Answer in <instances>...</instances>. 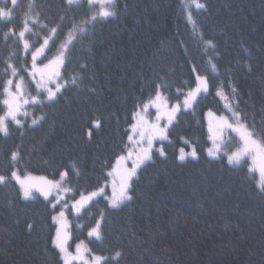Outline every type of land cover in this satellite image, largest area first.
Returning <instances> with one entry per match:
<instances>
[{
	"label": "trees",
	"instance_id": "obj_1",
	"mask_svg": "<svg viewBox=\"0 0 264 264\" xmlns=\"http://www.w3.org/2000/svg\"><path fill=\"white\" fill-rule=\"evenodd\" d=\"M197 2L204 7L116 0L115 16L93 21L107 5L0 0L13 12L0 19V116L11 75L35 76L33 52L43 45L36 68L56 51L64 60L56 97L39 93L20 124L10 120L8 134L0 132V264H64L53 243L60 206L40 195L24 198L13 172L51 179L67 173L68 200L103 186L127 150L137 108L158 91L182 100L198 76L207 91L179 111L168 139L134 176L131 199L111 207L101 195L78 215L67 209L70 246L85 240L90 255L105 258L100 264H264V186L247 158L232 164L206 152L209 110L238 112L259 140L264 132V0ZM25 21L27 51L19 37ZM235 139L231 133L228 150ZM191 146L196 157L180 160L179 151ZM99 220L101 240L87 234Z\"/></svg>",
	"mask_w": 264,
	"mask_h": 264
},
{
	"label": "rangeland",
	"instance_id": "obj_2",
	"mask_svg": "<svg viewBox=\"0 0 264 264\" xmlns=\"http://www.w3.org/2000/svg\"><path fill=\"white\" fill-rule=\"evenodd\" d=\"M97 2H101V0H97ZM43 46V45H42ZM40 46V47H42ZM41 49V52L38 54L40 56L43 53V49ZM34 53V52H33ZM45 53V52H44ZM59 53L56 51L53 53L51 58L48 60V62L45 65H49V62L58 57ZM45 65L43 67L33 70V73H35V76H32L31 80L28 78L20 77L18 80H13L12 75L9 80L13 81V85L11 86V91L15 94L17 93L16 85L20 84L21 88L19 91V97L20 99L17 101L20 105L19 112L16 114V119L24 116V114L28 111L26 106L28 103L36 102L39 100V93L42 92L44 96L48 99V92L47 89L51 88L55 91L57 86H61L60 78L53 77L51 80L48 79V76L50 73L54 71H59V68L56 65H50L48 68H45ZM32 73V72H31ZM43 73V76L41 75ZM36 77V78H35ZM203 77V76H198ZM205 80L206 78L203 77ZM36 79V80H34ZM207 81V80H206ZM38 82L40 83V86H38ZM201 83L197 80V87ZM7 87V86H6ZM200 87H205L204 84H200ZM196 89V88H195ZM195 89H190L186 95H184V98L180 101H172L170 102L168 98L161 92L158 91L153 97L148 99L140 108H138L134 114V121L129 127L128 131V147L126 152L118 156L113 163L111 169L109 170V179L107 182L89 192L82 194L77 199L74 200H68L67 194L69 193V189L65 184V176L63 179H51L46 176L42 175H34V174H20L18 171H15L17 176H19L20 180H23L26 185L32 186V194L34 197L35 195H40L41 197L45 198V196L41 193V189H43L45 192H48V196L45 199H51L53 206H60L59 210L55 212L54 217L57 219H54V222L56 223V232L57 229H60L61 234L64 238H66V247L68 249V253L71 254V256H76L77 259L71 260L70 264L74 263H82V264H96L94 258L99 256L96 254H89V246L85 240H79L78 242L74 243L73 246H70L71 243V219L69 218L67 214V209L71 208V211L74 215H78L85 207H87L94 199L101 195H105L108 199V203L111 207H114L112 204L114 196H118L121 192L123 182L125 181L128 173L133 168L134 164H139V167L136 168V174L138 170L149 160L152 158V152L154 149L159 148L161 149L162 145L157 144L158 142H164L168 139V131L175 119L178 116L179 111L181 110H187L193 107L195 100L197 96L202 93L204 90L202 89L198 95L196 96L195 100L190 104V106L185 107L184 106V100L187 97L189 92L194 91ZM6 93V92H5ZM57 94V93H56ZM157 94H159V99H157ZM9 98L7 96V93L5 95V99ZM4 99V100H5ZM24 101H27L25 103ZM180 106V110L175 113V118L169 122V116L172 113V110L177 106ZM8 111V107L6 106L5 113H3L0 117H5V122L8 126V123L11 119V117L6 116V113ZM139 115H136V114ZM206 120L208 124V136L210 144L208 145L206 152L207 155L210 157H219L221 154H224L229 161L228 157L233 156L238 152L240 148L243 147L241 143V134L244 131L243 128H240V125H244L246 128L247 126L244 123H241L239 117L234 115V112L228 115H220L215 113L212 110H209L206 114ZM225 120H227L229 123L233 124V128H240L239 131H234L233 129L225 127ZM239 121V123H237ZM248 131H251L249 128H247ZM161 131H163L164 136L166 138L161 137ZM236 138V145L228 150V147L231 145V133ZM253 139H256L258 142H260L262 145H264L259 139H257L255 136ZM149 143L151 144L150 150H149ZM145 150H149L150 159H145L143 162H140V158L144 155ZM195 151V148L191 146L189 149H181L179 151L178 158L180 160H185L188 158H195V156L191 155ZM211 152V154H210ZM181 155L184 156V159H181ZM253 156H255V160L253 159ZM123 157V159H121ZM247 158L250 161V168L253 172L257 174L258 177V183L260 186H264V175L261 173V168L264 167V152H254L253 155H245L241 158L240 162ZM232 164H237V162L233 161L230 162ZM135 174V175H136ZM134 175V176H135ZM134 176L131 177L130 180H127L128 188L127 192L129 194L131 182L134 178ZM13 178L16 180L18 185L20 186L21 193L23 194V189L21 188V184L16 179V177L13 176ZM58 185V186H55ZM108 190V194H106V190ZM101 189L103 191L101 192ZM93 193H97V195L92 196ZM91 196V199L88 200L87 198ZM82 197L86 202L82 200ZM25 198V197H24ZM127 200H124L122 203L126 202ZM80 202V203H78ZM120 203V204H122ZM119 204V205H120ZM79 208V211L77 209ZM63 212V217H60V213ZM100 223V220L98 221ZM94 225L87 234L95 227ZM89 236V235H88ZM56 237V234H55ZM77 245H80V252H77ZM87 249V251L85 250ZM60 251V250H59ZM61 253V252H60ZM61 255H63L61 253ZM82 257V258H80ZM101 257V256H99ZM102 262V261H101ZM100 262V263H101Z\"/></svg>",
	"mask_w": 264,
	"mask_h": 264
},
{
	"label": "snow or ice",
	"instance_id": "obj_3",
	"mask_svg": "<svg viewBox=\"0 0 264 264\" xmlns=\"http://www.w3.org/2000/svg\"><path fill=\"white\" fill-rule=\"evenodd\" d=\"M68 4H74V3H78V0H67ZM87 2L90 5L96 4L97 0H87ZM11 3L13 5H16L17 0H11ZM101 3L104 5H107L106 7H101V9L97 12L96 15L92 16L91 19L94 21L96 20L97 16L99 17H111V16H115L116 10H115V5H116V0H101ZM193 3H195V6L198 8H202L204 7L203 4H200L197 2V0H193ZM13 15L12 9H8L6 7L4 8H0V19H11ZM83 31V29H81ZM31 28L28 26L27 22L25 21V25H24V30L19 32V37L24 40V48L27 51L30 47L28 40L24 39L25 37V33L26 32H30ZM53 33L56 32V29H52L51 30ZM47 39L45 40V45H47ZM209 45H212V41L209 40L207 42ZM214 47V45H212ZM41 52V49H37L35 53H33V68L36 69V65H35V60L37 58V55ZM64 63L63 60V53L61 52L60 55L58 57H56L55 59H53L52 61L49 62V65H45V68H48L50 65H56L57 67L62 66ZM213 68H215V65H213ZM12 73L13 75L16 74V69L13 68L12 69ZM35 74V73H34ZM41 75L43 76V73H41ZM60 73L59 71H54L52 73L49 74L48 79L51 80L53 77H57L59 78ZM199 82H201L202 84H204V91H207V81L203 78V77H198L197 78ZM13 85V81L12 80H8L7 81V87H5L4 91L7 93V96L9 98H6L3 103L8 107V111L6 113V116L11 117L12 121H14L16 124H20L21 122L19 120L16 119V114L17 112H19L20 109V105L19 103H17V101L20 99L19 97V91L21 88L20 84L16 85L17 88V93H13L11 91V86ZM38 86H40V83L38 82ZM60 87L61 86H57V88L55 89V91L51 88L47 89L48 92V99H54L56 97V93L60 91ZM201 91L200 87H197L194 91L189 92L187 97L184 100V106L188 107L190 106V104L195 100L196 96L198 95V93ZM233 91H235V89H233ZM157 99H159V94H157ZM225 99H227V97H225ZM25 103H27V101H24ZM180 110V106L177 105L173 110L172 113L169 116V122H171L172 119L175 118V113L177 111ZM26 115V113H25ZM136 115H139L138 113ZM234 115L239 117V113L238 112H234ZM33 123H36V121H33ZM237 123H239V121H237ZM99 126V122H97V127ZM225 127L233 129L234 131H239L240 128H243L244 131L241 134V143L243 145L242 148H240L238 150V152L236 154H234L233 156H229L228 159L230 162H237L239 163L241 158L245 155H253L254 152H264V145H262L260 142H258L256 139H253L254 136L257 135L256 132L254 131H248L247 128L244 125H240V128H233V124L229 123L227 120H225ZM8 126L5 122V117H0V132H3L5 135L8 134ZM90 135V133H89ZM260 136V141H264V132L259 133ZM161 137L162 138H166L164 136L163 131H161ZM151 144L149 143V150H150ZM149 150H145L144 155L140 158V162L142 163L143 160L145 159H150V155H149ZM161 154L163 155V152H161ZM211 154V152H210ZM18 153L17 152H13L12 153V159L15 160L17 157ZM191 155L195 156L196 153L193 152L191 153ZM181 159H184V156L181 155L180 157ZM121 159H123V157H121ZM253 159L255 160V156H253ZM139 167V164H134L133 168L131 169V171L128 173L125 181L123 182V186L121 189V192L118 196H114L112 204L114 207H118L120 203H122L124 200H130L131 196L128 195L127 192V188H128V184H127V180H130L132 176H134L136 174V168ZM261 173L262 175H264V167L261 168ZM12 175L14 177H16V179L19 181V183L21 184V188L23 189V194L25 198H32L33 194H32V186L31 185H26L25 182L23 180H20L19 176H17V174L15 172L12 173ZM64 175H67V173L63 174L61 179L64 178ZM5 177L4 176H0V183L5 181ZM58 186V185H55ZM41 193L45 196V198H47L48 196V192H45L43 189L40 190ZM103 191V189H101V192ZM97 195V193H93L92 196ZM88 200L91 199V196H89L87 198ZM82 200L84 202H86V200H84V198L82 197ZM80 203V202H78ZM77 211H79V208L77 209ZM64 213L61 212L60 213V217H63ZM53 219H57L56 217H53ZM29 228H31V225L28 226ZM89 237H95V239L97 240H101L102 239V233H101V226L100 223L97 222L96 226L88 233ZM53 243L55 244L56 248H58L60 250V252L63 254L62 255V259L64 260V264H70V259L71 260H75L77 259L76 256H71L70 253H68V249L66 247V238H64L61 234L60 229H57L56 232V237L53 241ZM87 251V249H85ZM77 252H80V245H77ZM121 255L120 252L116 253V257H119ZM82 258V257H80ZM105 259L102 257H95L94 260L96 262V264H100V262Z\"/></svg>",
	"mask_w": 264,
	"mask_h": 264
},
{
	"label": "bare ground",
	"instance_id": "obj_4",
	"mask_svg": "<svg viewBox=\"0 0 264 264\" xmlns=\"http://www.w3.org/2000/svg\"><path fill=\"white\" fill-rule=\"evenodd\" d=\"M142 105H143V104H142ZM142 105H140L138 108H140ZM138 108H137V109H138Z\"/></svg>",
	"mask_w": 264,
	"mask_h": 264
}]
</instances>
